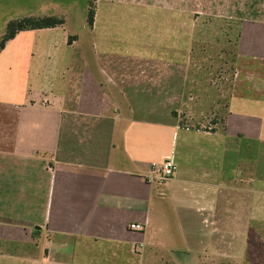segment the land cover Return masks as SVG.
I'll list each match as a JSON object with an SVG mask.
<instances>
[{
  "label": "crops",
  "instance_id": "0c3cea01",
  "mask_svg": "<svg viewBox=\"0 0 264 264\" xmlns=\"http://www.w3.org/2000/svg\"><path fill=\"white\" fill-rule=\"evenodd\" d=\"M96 3L92 27L22 31L0 52V264H199L210 246L192 240L264 223V0ZM200 18L239 25L209 129L175 114ZM166 158L175 177L149 183Z\"/></svg>",
  "mask_w": 264,
  "mask_h": 264
},
{
  "label": "rangeland",
  "instance_id": "374dc122",
  "mask_svg": "<svg viewBox=\"0 0 264 264\" xmlns=\"http://www.w3.org/2000/svg\"><path fill=\"white\" fill-rule=\"evenodd\" d=\"M97 0H0V37L6 25L26 17L55 16L80 31L87 20L89 3L96 13ZM239 25L222 19L200 18L194 35L192 62L183 74V107L176 112L180 124L192 128H215L227 114L235 72ZM222 227V226H221ZM213 239L192 240L210 246L209 256L199 264H264V223L225 225ZM143 264H189L176 261L170 252H156Z\"/></svg>",
  "mask_w": 264,
  "mask_h": 264
},
{
  "label": "trees",
  "instance_id": "16d2710c",
  "mask_svg": "<svg viewBox=\"0 0 264 264\" xmlns=\"http://www.w3.org/2000/svg\"><path fill=\"white\" fill-rule=\"evenodd\" d=\"M95 11L89 3V9L87 12L88 26L92 27L94 24ZM65 24L64 19L57 18L55 16L48 17H26L22 19H16L10 21L7 26L4 35L0 39V52L5 48L6 43L12 40L18 33L27 30L37 29H49L55 28Z\"/></svg>",
  "mask_w": 264,
  "mask_h": 264
},
{
  "label": "built area",
  "instance_id": "2783aa9c",
  "mask_svg": "<svg viewBox=\"0 0 264 264\" xmlns=\"http://www.w3.org/2000/svg\"><path fill=\"white\" fill-rule=\"evenodd\" d=\"M178 170L177 164L171 158H166L163 162L153 163L150 169V174L146 177L149 183L166 184L172 180ZM130 230L137 233L144 231V225L133 223L130 225Z\"/></svg>",
  "mask_w": 264,
  "mask_h": 264
}]
</instances>
